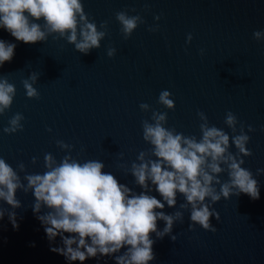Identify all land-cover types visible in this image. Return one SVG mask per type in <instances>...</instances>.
<instances>
[{
  "label": "water",
  "instance_id": "obj_1",
  "mask_svg": "<svg viewBox=\"0 0 264 264\" xmlns=\"http://www.w3.org/2000/svg\"><path fill=\"white\" fill-rule=\"evenodd\" d=\"M82 3L98 29L101 21H108L100 47L87 55L63 38L49 36L45 42L26 44L0 28V39L16 44L11 62L0 67V75L7 76L16 88L10 109L0 114V157L14 169L23 162L28 173H43L45 153L58 162L66 154L81 162L100 160L106 165L104 171L139 193L142 189L134 177L119 165L130 166L140 151L151 147L142 138L141 121L151 122L153 110L167 113L165 127L197 138L198 110L210 125L222 128L230 137L233 133L224 118L231 111L238 120L237 134L243 123L250 137L246 147L252 154L242 156L241 166L257 179L259 199L242 193L212 204L219 213V220L210 218L215 232L199 225L190 230V210H181L183 222L173 225L175 241L167 235L156 239L153 234L155 259L149 264H264V172L256 174L258 168L264 169V38H253L254 31H264V0ZM121 10L139 14L144 21L128 39L123 38L115 19ZM157 25V30H148ZM189 33L192 39L186 42ZM108 47L116 49L112 57L107 56ZM32 72L39 74L33 85L38 99L28 98L21 83ZM162 90L172 94L174 109L157 103ZM141 103L150 109L142 111ZM17 112L25 118L23 130L4 133L9 118ZM248 125L254 131L249 132ZM57 140L72 145L71 150L61 149ZM229 150L237 151L234 146ZM32 157H37L35 164ZM18 174L23 178V172ZM219 175L222 181L227 179L226 173ZM150 194L160 199L154 190ZM16 198L21 201L16 209L0 201L5 209L0 219V264H115L108 256L69 262L51 251L50 247L62 246L61 238L47 239L32 211L34 196L17 190ZM183 202L178 194L176 207L165 205L163 211L178 210ZM7 211H15L17 228ZM45 211L42 208L40 214ZM158 227L162 229L164 222L158 221Z\"/></svg>",
  "mask_w": 264,
  "mask_h": 264
},
{
  "label": "clouds",
  "instance_id": "obj_2",
  "mask_svg": "<svg viewBox=\"0 0 264 264\" xmlns=\"http://www.w3.org/2000/svg\"><path fill=\"white\" fill-rule=\"evenodd\" d=\"M115 19L124 39L144 23L139 14L128 15L126 10L116 12ZM41 20L43 23L37 22ZM107 25L108 21H101L98 29L96 21L90 20L84 11L82 0H0V28L26 44L45 42L49 36L53 40L63 38L74 45L76 51L87 55L100 47ZM157 28L158 25L148 30ZM253 38H264V31H254ZM191 39L189 33L186 42ZM15 47V43L0 39V67L11 62ZM106 51L107 56L112 57L116 49L108 47ZM200 51L202 54L203 49ZM38 75L32 72L21 80L28 98H39L33 86ZM15 94V85L7 76L0 75V114L10 109ZM171 95L168 90H162L157 103L174 109ZM139 107L145 112L150 109L147 103ZM197 116L201 121L199 138L165 127L166 112L153 110L151 122L149 119L141 121L142 138L151 147L140 151L130 166L119 165L134 177V183L142 189L139 193L120 183L111 172L104 171L106 165L100 160L81 162L66 154L58 162L51 153H45L43 173L26 172L23 162L14 169L0 157V201L16 209L21 207V201L16 198L17 190L24 194L31 192L35 198L32 211L44 226L47 239L52 242L58 235L61 238L62 246L50 247V250L69 262L108 256L115 264H149L155 259L153 234L156 239L167 235L175 241L173 225L183 222L181 210H190V230L199 225L215 232L210 218L219 220V213L212 204L222 197L229 199L242 193L253 200L259 199L257 179L241 166L244 164L242 156L252 154L246 147L250 137L244 132L243 123L237 134V117L231 111L226 112L224 124L233 133L230 137L222 128L210 125L202 111L198 110ZM24 119L20 112L13 114L3 132L11 134L23 130L21 121ZM248 131H254L251 125ZM56 144L61 149L72 148L62 140H57ZM231 146L237 150L235 153L229 150ZM118 155L122 157L123 153ZM36 161L37 157H32L31 163ZM18 172L24 173L23 178ZM261 172L264 169L256 170L257 175ZM221 173L227 174L226 180H221ZM153 190L160 199L150 194ZM178 194L184 197V202L179 204L178 210L165 213V205L176 207ZM42 208L46 211L40 214ZM4 215L5 209L0 207V219ZM7 216L13 228H17L15 211H7ZM158 221L164 222L162 229Z\"/></svg>",
  "mask_w": 264,
  "mask_h": 264
}]
</instances>
